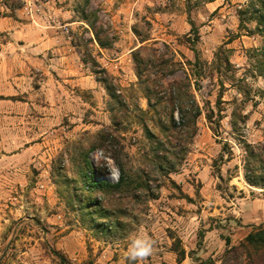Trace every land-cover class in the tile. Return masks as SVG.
<instances>
[{
  "label": "rangeland",
  "instance_id": "1",
  "mask_svg": "<svg viewBox=\"0 0 264 264\" xmlns=\"http://www.w3.org/2000/svg\"><path fill=\"white\" fill-rule=\"evenodd\" d=\"M261 1L90 0L86 5L85 0H0V19L34 26L35 20L46 23L65 13L64 18L81 23L70 34L80 61L96 80L108 78L115 96L128 106L126 110L111 100L102 83L105 92L99 96L83 92L77 100L72 93L64 102L30 51L33 42L26 45L30 35L0 33V75L9 74L0 86V264H63L60 256L66 264H128L124 254L129 237L137 233L156 242L145 264H223L228 248L242 243L253 226L264 224ZM94 13L90 27L81 22L84 14ZM190 22L198 36L190 31ZM101 29V40L112 45L103 54L92 42L94 31ZM160 36L165 41L143 45L157 50L151 65L168 60L181 64L173 80L184 88L186 75L201 110L191 139L172 130L161 133L156 122L159 117L168 120L166 111L148 107L136 78L129 51ZM143 123L160 140L170 136L173 171H166L169 160L155 157ZM97 134L112 142L90 157L96 179L117 182L118 171L109 158L119 152L133 173L152 175L149 185L156 199L113 201L83 216L75 201L63 197L72 184L57 179L53 166L62 164L71 179L67 147ZM160 164L164 171L158 175L154 167Z\"/></svg>",
  "mask_w": 264,
  "mask_h": 264
},
{
  "label": "trees",
  "instance_id": "2",
  "mask_svg": "<svg viewBox=\"0 0 264 264\" xmlns=\"http://www.w3.org/2000/svg\"><path fill=\"white\" fill-rule=\"evenodd\" d=\"M89 1L90 0H85V4L88 5ZM256 1L258 3L262 2L261 0ZM91 15L84 14L81 22L87 25L90 17L97 18L95 13L93 16ZM189 24L191 27L190 31L198 36L193 23L190 22ZM100 34H103L102 29L94 31L92 34V42H95L99 49H111L112 45L103 42L100 38ZM149 40L148 38L142 40L140 42L141 46L131 52L136 78L139 85L142 87L144 98L149 108L166 111L168 120L164 121L159 117L156 122L161 129V133L166 134L172 130V133L178 137H182L183 135L191 139L196 135V123L201 115V110L195 102L192 93L189 91V81L185 75V80L188 82V85L183 88L177 80H173L177 73V69L181 67V64L175 63L173 60L162 62L158 67L151 65V57H155L157 50L143 45ZM154 45H158V42H154ZM161 46L168 54V46L165 43H162ZM156 69L158 70L156 71ZM99 74L106 75V72L101 71ZM97 81L104 85L111 100H114L117 105H121L127 110L128 106L125 100L121 96H115V88L112 87L108 78H97ZM163 83L168 86V97L164 96L166 90H164ZM175 114L178 115L177 119L175 118ZM207 119L210 121V117H207ZM143 124L142 127L146 133L147 139L152 141V150L155 157L162 160V162L169 160L167 162L169 166L166 171H173L174 165L170 163L168 157H171L172 152L175 150V145L169 139L170 136L167 140H160L150 131L145 123ZM85 135L87 136L88 134ZM109 141V137L103 134H97L90 140L83 137L69 145L66 154L70 163V171L73 174L71 179L68 178V170L62 167V164L58 162L57 165L53 166V173H57V179L62 178L65 184L69 185L70 182L72 184L71 190L68 187L65 189L66 194L63 192V197L71 203L75 201L80 207L82 211L81 215L83 216L89 214L92 209L97 210V208L104 207V204L112 203L113 201H117V203L121 204V202L130 200L139 201L141 198L156 199L155 197L157 194L149 185L152 175L149 173L140 175L133 173L127 165L122 162V160H126L127 157L119 152L114 153V156L109 158L117 168V182L115 184H110L96 179L97 170L90 161V157L94 152L105 151L107 146L111 145L112 141ZM112 146L115 147L114 144H112ZM159 154L162 155L159 156ZM253 154L254 152L251 149L249 155L254 157ZM60 159H62V156H60ZM250 164L251 163L247 164L248 166L245 167L246 170H248ZM154 168L155 174L158 175H161L164 171V166L161 164ZM256 168L257 166H254V170H256ZM101 171L104 174L107 173L105 167ZM162 177H165V175H162ZM245 180L250 183L249 175L245 176ZM203 233L204 230L198 234L199 242L197 243V248L201 245ZM225 245L229 247L228 240H225ZM184 257L185 252L180 250L179 259L183 260ZM59 259L63 264H66L63 257L60 256ZM202 263L203 262H201V264ZM222 263L264 264V224L253 226L252 231L245 237L242 243L238 246L228 248L224 253Z\"/></svg>",
  "mask_w": 264,
  "mask_h": 264
},
{
  "label": "crops",
  "instance_id": "3",
  "mask_svg": "<svg viewBox=\"0 0 264 264\" xmlns=\"http://www.w3.org/2000/svg\"><path fill=\"white\" fill-rule=\"evenodd\" d=\"M212 5L213 2L208 3L207 8L211 9ZM61 12L62 11L58 10V13ZM58 15L60 14H56V19L54 20L49 17L51 21L49 20L46 23H43L42 21H37L38 23H36L35 20L33 22L34 26L27 22L19 23L17 20L11 19V21H8V18H1L0 33L9 30L11 32L10 35L13 38L22 37L21 35H30L27 39H24L26 45L33 42L30 51L41 63L43 73L49 75L50 81L53 80V87H56L57 89L55 91L56 96L63 99L64 102H68L65 98L66 96L70 97L73 94H75V98H79L77 100H80L81 97H79V95L83 94V92L90 93L93 96H99L100 92L104 93L105 91L101 87V83L99 84L80 61L76 53V47L70 37L71 31L74 29L73 26L81 23L72 21L70 17L68 19L64 18L65 13H62L60 16ZM159 28L163 29L160 24ZM164 30H166V28ZM151 41L163 42L165 40L164 36H160L156 39L149 40L148 42ZM140 46L141 45L138 43L137 46L129 51V54ZM99 51L103 54V51L106 50L102 51V49H99ZM3 52V50H0V55H3ZM115 61H117V59ZM8 80V72H6L5 75L1 74L0 86L3 85L4 81ZM59 89L61 90L60 93H58ZM71 90H75L77 93L72 92ZM77 100L74 101V107L79 105ZM77 128L78 126L74 127V129Z\"/></svg>",
  "mask_w": 264,
  "mask_h": 264
},
{
  "label": "clouds",
  "instance_id": "4",
  "mask_svg": "<svg viewBox=\"0 0 264 264\" xmlns=\"http://www.w3.org/2000/svg\"><path fill=\"white\" fill-rule=\"evenodd\" d=\"M111 179L115 176L112 174ZM155 240L145 233H137L129 237V243L125 252V260L128 264H145L152 256L155 248Z\"/></svg>",
  "mask_w": 264,
  "mask_h": 264
}]
</instances>
